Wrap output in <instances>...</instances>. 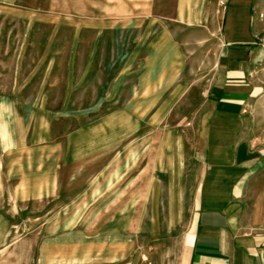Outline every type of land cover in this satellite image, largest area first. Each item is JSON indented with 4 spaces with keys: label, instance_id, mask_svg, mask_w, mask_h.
<instances>
[{
    "label": "crops",
    "instance_id": "obj_1",
    "mask_svg": "<svg viewBox=\"0 0 264 264\" xmlns=\"http://www.w3.org/2000/svg\"><path fill=\"white\" fill-rule=\"evenodd\" d=\"M136 4L0 0V261L264 264V0Z\"/></svg>",
    "mask_w": 264,
    "mask_h": 264
},
{
    "label": "rangeland",
    "instance_id": "obj_2",
    "mask_svg": "<svg viewBox=\"0 0 264 264\" xmlns=\"http://www.w3.org/2000/svg\"><path fill=\"white\" fill-rule=\"evenodd\" d=\"M134 2H135L134 9L137 10L138 8H140V7H138L140 4H136V3L141 2V0H134ZM101 6H102V12L104 13V11H106L105 8L108 7L109 5L102 4ZM97 7H99V6H97ZM38 10L45 12L46 11V5L45 4L38 5ZM14 27H15V22L9 21V20H6L5 22H3L0 19V28H4V29H6V31H9V30L13 29ZM137 33H139V34H137ZM136 35H140V32L135 30L134 36L133 37L130 36L133 43L137 41ZM5 41L7 44L8 38H5L4 36H0V44H3ZM204 50L205 49H203V51ZM0 51H1V49H0ZM205 52L201 51L199 53L191 54L192 67L187 71V75H189V77L194 79L195 82H199L197 84L195 83L192 85L193 92H197L199 94L205 92L206 84L204 82L208 77L206 75L207 70H209V68L206 67L207 61H208V60H206V55L208 53L207 52L205 53ZM109 54H110L109 51H106L103 53V63L105 62L107 65V67L105 69L103 68V78L104 79H108L109 77L114 75L115 71H116V70H110L108 68V65L110 62V55ZM11 56H12V54H8L6 51H4L3 53L0 52V59L3 61L4 57H5L6 60L8 61L6 65L9 64ZM210 57H212V56L210 55ZM210 60H212V59L210 58ZM10 74H12V69L3 68V66H2V68L0 69V115L5 114L7 112L11 113L12 109H13V105H12L13 101L12 100L4 101L2 99L5 96H7V98H12V93H13L14 87L17 88V86H14L12 84V78L10 77ZM108 86H109L108 84L103 85V88H107ZM9 94H10V96H9ZM14 140H15V137L12 134V128L10 126L4 125V126L0 127V146L3 145V147H4V149H2L3 153H4V151H11V149L15 145ZM1 215H3V214H1ZM23 231L28 232V230H23ZM3 255H4V257H3ZM3 255H2L1 261H0V263L2 262L1 264H12L13 263V252L11 250H6Z\"/></svg>",
    "mask_w": 264,
    "mask_h": 264
}]
</instances>
